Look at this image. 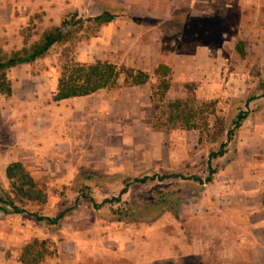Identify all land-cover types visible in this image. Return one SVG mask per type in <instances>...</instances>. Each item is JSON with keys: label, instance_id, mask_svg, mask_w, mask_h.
Wrapping results in <instances>:
<instances>
[{"label": "rangeland", "instance_id": "374dc122", "mask_svg": "<svg viewBox=\"0 0 264 264\" xmlns=\"http://www.w3.org/2000/svg\"><path fill=\"white\" fill-rule=\"evenodd\" d=\"M24 1L31 3L18 10L25 19L23 27L16 29L14 38L0 42V60L30 51L48 31L61 26L64 20L68 24L63 39L43 57L16 66L14 72L22 79L17 100L11 97L13 69L0 79V111L4 113L0 150L15 145L16 127L24 135L35 126L42 143L52 145L49 111H54L45 105L59 102L55 101L59 80L78 65L109 62L121 72L141 70L151 79L134 89L121 82L91 97L69 98L59 117L65 118L71 128L69 141L74 156L61 158L59 163L47 155L41 157L36 180L20 163L22 175L5 181L4 167L0 166V195L9 193L18 207L34 211L27 210L29 215L54 217L65 211L68 216L50 229L45 221L41 222L48 234L42 229L44 235L26 243L21 251L34 246L35 241L46 240L44 247L38 244L36 249L37 255L44 257L40 264H264L254 261L246 247L235 243L240 233L230 230L218 235L216 231L223 228L220 219L226 216L210 212L216 199L214 188L191 179H205L210 166L218 171L237 156L240 129L231 140L228 132L241 111L249 113L245 120L248 128L258 127L251 142L264 147L261 32L237 30L241 22L234 6L225 13L232 28L226 29L222 21L220 27L211 29L210 23L216 24L217 19L211 16L217 10L223 12L222 0L217 5L197 2L191 14L179 7L169 21L131 14L118 0ZM104 12L114 20H98ZM198 47L204 52H192ZM187 49L192 53H185ZM168 50L181 52L180 70L176 84L162 98L160 83L171 82L172 74L158 76L156 66ZM115 93L119 96H111ZM36 96L39 109L35 107ZM251 97L256 98L249 100ZM178 99L186 104L178 109L169 107ZM38 111L42 118L30 125L34 118L31 113ZM59 125L64 126V121ZM61 135L65 136L63 131ZM223 143H227L226 154L210 160V153L218 151ZM146 174L181 177L134 184L122 202L100 209L87 198L91 196L101 203L118 196L125 178ZM22 185L30 200L17 195L16 189ZM171 200L176 201L173 207L178 216L167 206ZM162 201L164 212L153 222L111 220V209L125 206L124 202L137 207ZM231 226V222L227 224ZM226 237L227 246H215V239ZM2 253L0 246V257ZM0 264L7 263L0 260Z\"/></svg>", "mask_w": 264, "mask_h": 264}, {"label": "crops", "instance_id": "0c3cea01", "mask_svg": "<svg viewBox=\"0 0 264 264\" xmlns=\"http://www.w3.org/2000/svg\"><path fill=\"white\" fill-rule=\"evenodd\" d=\"M118 2L126 6L131 14H144L155 19L160 18L162 21H169L170 17L176 14V10L179 7H184V12L191 14L195 12L197 2L215 3L217 5L219 0H118ZM30 3L24 0H0V42H4L6 37L14 38L16 36L14 33L16 29L23 27L21 24L25 22V19L22 18L23 16L20 15L18 10L24 4ZM32 5H36V2H33ZM94 5L98 7L97 4ZM221 5L225 7V10L227 8L230 10V7L234 6L239 12L241 25L236 27L237 30L243 31L250 29L256 32L259 30L261 32L260 36L264 39V0H222ZM69 8L70 5L68 4L67 10ZM98 14L100 13L98 12ZM229 19L227 15L223 19L226 29L232 28ZM112 20H114V17ZM259 20L262 22L258 24ZM226 29L225 36H227ZM202 48L198 47V49H195L196 51L192 48V52H204L205 49ZM184 52L189 53L191 50L187 49ZM218 52L217 50L216 53ZM179 53L181 52H178V50H168V53L162 57L163 62L156 66L159 69L160 65H165L170 70L172 81H168L169 84L171 83L169 89L176 84L177 77L179 76L178 71L180 69L178 64L180 62L179 56H181ZM12 69L14 72L17 70V67ZM21 82L22 79L19 78L18 72H14L11 86V97L13 100H17L18 98L19 90L22 86ZM147 83L142 85H146ZM142 85H126V87H132L131 89H134ZM105 89L108 88L100 90ZM98 91L81 97L94 96ZM111 96H119V93L111 94ZM68 99L61 100L58 103H47L45 105L46 108H53L54 111H52L53 113H51V110L49 111V124H53L50 129L51 146H46L42 143L40 133L35 126L24 135L19 134L20 129L17 127V129H13L18 137L15 145L7 151L0 150V166L4 167L3 174L5 181L8 179L6 171L10 164L22 163L29 168L30 176L36 180L37 171L42 166L39 163L41 157L47 155L49 158H52L54 163H59L58 160L61 158L74 156L71 147L72 143L69 141L71 138V128L66 125L67 120L65 118L59 117V113L63 112L62 108ZM23 100L24 98L21 99L22 102ZM34 101H36L35 107L39 109L40 101L37 96ZM40 113L39 111L31 113L34 118L30 125H35L36 120L42 118ZM3 114L1 110V123L4 120L1 118ZM63 121L64 126L59 125ZM55 125L58 127L57 129L54 128ZM239 129L241 136L240 142L238 143L237 156L227 162L223 168H220L218 171L216 169V173L214 174L216 176L214 177L213 175L212 182L205 183L210 184L214 188L213 190L217 199H215L212 209L210 208V212H219L217 215L222 214L226 216L220 219L223 228L222 230L218 229L216 231L218 235L221 234V231L229 232L230 230L240 233L239 238L234 239L235 243H238L243 248L246 247L250 251V255L254 261L264 262V147H260L251 142V139H253L251 135L255 133V130H258V127L248 128L247 121L245 122L244 120V125ZM56 130L57 132L63 131L65 136L61 135V132L57 133ZM12 132L14 133V131ZM67 145L68 149H66ZM5 190L7 191V189ZM24 209L25 212L22 213L13 212V208L10 206H5L4 209H0V246L3 251V257H0V260H3L4 263L24 264L20 259L22 247L33 239L41 238L42 234L44 235L42 229L48 234V230L44 228L45 224L37 222L32 215L27 213V210H30L29 207L26 206ZM29 212L34 211L30 210ZM52 215L48 214L45 216L52 217ZM67 218L68 216H65L63 219L66 220ZM230 222L232 223L231 228L227 227V224H230ZM227 238L229 237L223 238V240L215 239V246H227L229 244ZM56 263V261H49L46 264Z\"/></svg>", "mask_w": 264, "mask_h": 264}, {"label": "trees", "instance_id": "16d2710c", "mask_svg": "<svg viewBox=\"0 0 264 264\" xmlns=\"http://www.w3.org/2000/svg\"><path fill=\"white\" fill-rule=\"evenodd\" d=\"M221 9V8H219ZM223 12H219L215 14V16H211L214 20L216 19V25L215 23H210L211 19L206 18L208 23L211 25V29H214L216 27H220L221 22L224 21L225 18V7L221 9ZM224 13V14H223ZM113 16L109 15V13L104 12L102 15L98 16L97 19L100 21H110L112 20ZM68 24L67 21H63L61 26L48 31L43 40L40 41L38 44L33 46V48L28 52H20L19 54L8 57L5 60H0V79L5 78L6 72L11 70L12 68L22 65V64H28L33 63L37 59L43 57L52 46H54L56 43L60 42L64 35H65V27ZM215 26V27H214ZM208 33V31H207ZM124 70L125 67H122ZM164 71V72H161ZM170 74V70L165 65H160L158 71L156 72V75L161 76L163 74ZM151 77L144 73L141 70H133L128 69L127 72H121L117 69V66L114 64H111L109 62H103V61H96L92 64H82L76 66L75 69L72 70V72L67 73V75H64L63 78L59 80V85L57 88V92L55 93V101H61L64 99L72 98V97H81V96H87L90 95L100 89L103 88H111L116 87L121 82H123L125 85L135 86V85H142L147 83ZM166 80V79H164ZM264 85V80L262 81ZM160 86L162 88V98L166 95V92L169 89V82L168 81H162L160 83ZM256 97H251L249 100H254ZM186 102L182 100H175L173 102L169 103V107L172 108H180L181 106H184ZM248 117L247 111H241L238 113L235 122L233 123L234 127L229 130L228 132V138L231 140L234 135H236V132L239 130V128L242 126V123L246 118ZM226 144L223 143L218 151H213L210 153V160L216 159L218 157H222L226 154ZM23 170L22 165L20 163H13L8 166L7 168V177L10 180H15V178L18 175H22L21 171ZM216 173V169L212 168L210 166L209 169V175L202 179L201 177H191V179L200 182L201 184L210 183L213 180V175ZM171 177H181V175L178 174H154V175H145V176H139V177H127L125 178V181L123 182V188L118 194V196H114L111 198L104 199L101 203H98L93 197L88 196V200L93 204V206L96 209H100L102 206L106 204H113V203H120L122 202V197L125 195L129 188L134 184H146L149 182H164L165 180L171 178ZM19 180V179H18ZM13 188L14 185L12 183ZM17 195L20 196L22 199L30 200L29 193L23 188V185L21 187H17ZM176 201L171 200L169 204L167 205L175 214V216H178V213L176 209L173 207L175 206ZM123 207L117 208V209H111V220L112 221H118V222H130L131 220L135 221H145V222H153L158 216H160L164 212V202L161 203L157 202L154 204H144V206H137V207H131L126 202H124ZM5 206H10L13 208V212L15 213H22L25 212L24 209H21L18 207L15 203V201L12 199L11 195L7 192L2 193L0 195V209H4ZM141 209V210H140ZM34 219L37 222H46L48 226H59V222L61 219H63L66 216V212H61L57 216L54 217H48L39 215L38 213H32L31 214ZM47 241L43 240L40 243L38 241L34 242L33 245H28L26 248L21 251L20 253V259L24 264H40L44 261V257L41 255H37V246L38 244L41 245V247H44L46 245ZM40 247V246H39ZM32 253H36V257L29 260V257Z\"/></svg>", "mask_w": 264, "mask_h": 264}]
</instances>
